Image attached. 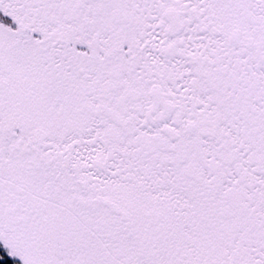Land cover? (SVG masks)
<instances>
[{
  "label": "snow or ice",
  "instance_id": "obj_1",
  "mask_svg": "<svg viewBox=\"0 0 264 264\" xmlns=\"http://www.w3.org/2000/svg\"><path fill=\"white\" fill-rule=\"evenodd\" d=\"M0 264H264V0H0Z\"/></svg>",
  "mask_w": 264,
  "mask_h": 264
}]
</instances>
